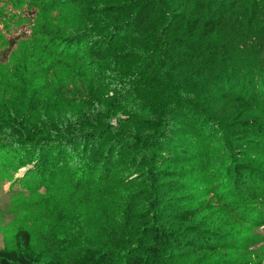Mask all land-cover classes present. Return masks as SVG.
Wrapping results in <instances>:
<instances>
[{
    "label": "trees",
    "instance_id": "trees-1",
    "mask_svg": "<svg viewBox=\"0 0 264 264\" xmlns=\"http://www.w3.org/2000/svg\"><path fill=\"white\" fill-rule=\"evenodd\" d=\"M97 1L60 0L59 5L76 3L93 16L107 10L105 26L108 28L103 34L112 36L109 44L93 35L90 29H83L80 35H61L56 42L59 54L69 56L70 53L65 52L69 49L73 51L70 56H77L79 62L66 83H54L52 90L58 86V93L51 98L25 77L24 68L17 69L16 81L23 88L14 104L0 108V138L23 147L20 151L33 146L40 150L75 148L74 152L89 157L95 149L93 146L98 145L99 150L102 142L111 146L109 153L117 149L115 135L121 124L122 133L132 134L122 145L127 152L124 157L127 167L133 168L136 176L125 183L112 205L105 204L88 214L108 221L106 225L97 224L98 236L90 243H80L85 247L73 261L46 258L44 251L33 247L29 230L21 226L15 233V248L0 250L1 264H184L197 247L215 251L216 246L236 237V231L222 224L213 226L207 207L187 206L183 195L177 193L183 190L185 182H191L189 178L195 175L196 164L203 180L210 183L215 179L213 174L203 170L202 162L185 167L182 158L189 152L183 140L190 134H204L213 123L216 127L210 128L214 131L217 127L227 130L224 143L229 163L218 178L226 174V178L234 182V188L242 187L240 195L246 191L250 199L264 195V157L252 150L256 143H264V118L245 117L249 102L255 106L264 102V85L259 83L261 78L264 80V64L242 78H235L238 72L230 62L243 59L250 67L255 63L237 47L235 56L224 61L222 57L202 55L230 30L228 15L212 9L211 0H100L99 4ZM109 2L113 4L107 5ZM251 2L255 10L249 14ZM243 8L242 21L238 23L244 30L247 25L251 27L264 46V0H244ZM131 27L136 28L132 34L136 37L132 38L134 42L121 44L120 31ZM154 42H158V49L153 48ZM160 53L167 61L182 58L184 62L173 65L175 71L171 72L164 70L167 63L161 60L162 68L152 70L149 66ZM188 61L195 64V74L184 66ZM238 67L247 68L246 65ZM161 76L171 77L173 81H168V85H163L161 79L156 82ZM201 76L212 79L222 97L234 98L239 103L226 120L221 122L222 111L219 110L218 118L203 115L194 90V86L201 85ZM99 77L104 80L98 83ZM144 79H149L147 84L143 83ZM243 92L247 99L235 97ZM49 109L54 112V119H46L39 127L30 128L36 112ZM256 111L264 112V109ZM172 117L178 121H173ZM132 125L141 130L129 133ZM176 125L183 132L176 133ZM111 134L113 138L108 141L105 135ZM159 138L164 145H158ZM208 144L204 146L205 155L210 154ZM171 156L180 159L175 161ZM84 234L83 230L81 235ZM71 240L67 238L65 247H73L69 244Z\"/></svg>",
    "mask_w": 264,
    "mask_h": 264
},
{
    "label": "rangeland",
    "instance_id": "rangeland-1",
    "mask_svg": "<svg viewBox=\"0 0 264 264\" xmlns=\"http://www.w3.org/2000/svg\"><path fill=\"white\" fill-rule=\"evenodd\" d=\"M59 2L60 0H0V108L6 104H14L20 95L23 86L17 84V69L21 71L24 68L25 77L41 88L42 93H49V98L58 93V86L52 90L54 83H66L69 73L77 68L79 62L77 56H70L73 51L69 49L65 50L70 53L69 56L66 53L59 54L56 42L61 35H80L83 29H90L93 35L99 36L106 45L109 44L112 36L103 34L108 28L105 26L107 10L93 16L76 3L59 5ZM99 3L100 0L97 1ZM111 4L113 3L109 2L107 5ZM243 4L244 0H211L212 9L221 10V14L228 15L231 28L227 34L217 38L213 46L210 45V48L202 52L203 57H222L224 61L231 58V55L235 56V47L241 50L244 56L251 59L250 62L255 63L250 67L243 59H239L237 63L230 62L229 65L235 66L234 71L238 72L235 78H242L264 64L261 38L248 25L244 30L238 23L242 21L240 15L243 9L245 11ZM248 7L251 14L255 7L252 2ZM127 21L131 22L130 19ZM135 32V27L120 31V43H133ZM154 43L153 48L158 49V42ZM164 57L161 53L154 57L152 67L150 65L149 68L158 71L163 66L161 60H164L167 63L164 70L172 72L175 71L173 65L184 62L182 58L167 61ZM218 64L223 67L221 62L218 61ZM239 65H246L247 68H239ZM184 66L191 74H195L196 67L191 61ZM97 79L98 83L104 80L103 77ZM160 79L163 85L173 81L171 77L161 76L156 82L161 81ZM147 81L149 79H144L143 83L147 84ZM259 83L264 85V80L261 78ZM194 90L200 99L203 115L214 118L218 114L217 110L222 111L221 122L239 105L234 98L222 97L216 83L207 76H201V85L194 86ZM235 97L248 98L244 92ZM249 103L247 108L250 109L245 112V117L264 118V112L256 111L264 109V102L257 106ZM46 119L53 120L54 112L50 109L36 112V116L30 121V128L39 127ZM171 119L178 121L176 117ZM113 123L116 124V121ZM215 125L213 123L210 127H216ZM118 126L120 131L115 135L117 149L109 153L108 148L111 146L102 142L99 150L98 145L93 146L95 149L89 157H84L79 151L74 152L75 148L65 151L62 147L40 150L33 146L20 151L23 147L0 138V250L15 248V233L22 226L29 230L33 247L44 251L46 258L71 262L81 255V249L85 247L82 245L98 236L99 230H95L97 224L106 225L108 221L107 218L89 217L88 214L105 204H111L112 200L115 201L118 193L125 188V183L136 176L133 168L127 167L124 158L127 152L122 145L128 135L132 134L122 133L123 126ZM176 127L177 125L176 133L183 132ZM210 127L204 134L197 132L198 134H190V137L183 140L189 152L182 158L185 160V167L202 162L203 170L213 174L215 179L210 183L207 179L203 180L202 171L196 164L195 171L192 170L195 175L192 174L189 178L191 182H185L183 190L177 193L183 195V203L187 206L202 204L207 207L213 226L222 224L226 229L236 231L237 236L216 246L215 251L204 247L193 249L184 264H249L248 261L251 264H264V195L262 198L250 199L246 191L240 195L242 187L238 185L234 188V182L226 178V174L218 178L219 172L229 163L224 143L227 130L217 127L214 131ZM136 130L141 129L132 125L129 133H136ZM105 137L111 141L113 134ZM161 139L159 138L158 145H164ZM207 144L209 155L204 152ZM258 144L252 150L264 157V143ZM171 157L175 161L180 159L179 156ZM249 185L253 186V183L249 182ZM211 188L216 189L211 191ZM75 220L78 223L73 224ZM83 230L85 234L81 235ZM67 238L72 239L69 244L73 247H65Z\"/></svg>",
    "mask_w": 264,
    "mask_h": 264
}]
</instances>
